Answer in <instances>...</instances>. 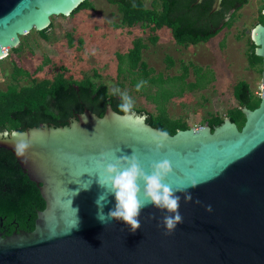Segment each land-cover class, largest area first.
<instances>
[{
    "label": "water",
    "instance_id": "1",
    "mask_svg": "<svg viewBox=\"0 0 264 264\" xmlns=\"http://www.w3.org/2000/svg\"><path fill=\"white\" fill-rule=\"evenodd\" d=\"M82 1L0 0V57L22 35L48 27L52 16L69 15ZM220 1L213 0L211 12ZM262 5L263 23L251 32L262 59V95L254 109L241 108V128L224 117L213 129L205 123L167 132L158 147L160 129L146 121L145 127H125L114 119L121 113L108 105L102 116L84 109L65 125L0 132L8 133L0 136V147L14 154L44 201L31 230L0 232V264H264V0ZM13 132L28 135L31 146L23 157L14 153ZM102 152L109 162L113 152H134L147 172L152 163L169 160L172 172L163 182L192 195L185 202L184 192L177 193L183 223L165 235L168 213L151 205L141 211L134 233L122 221L101 223L95 203L103 192L101 170L94 159ZM143 187L141 181V199ZM109 201L105 215L114 208V197Z\"/></svg>",
    "mask_w": 264,
    "mask_h": 264
},
{
    "label": "trees",
    "instance_id": "2",
    "mask_svg": "<svg viewBox=\"0 0 264 264\" xmlns=\"http://www.w3.org/2000/svg\"><path fill=\"white\" fill-rule=\"evenodd\" d=\"M107 1L117 6L123 25L128 27L140 25L149 29L150 42L154 43L157 40L158 36L155 32L158 29L167 27L177 44L187 46L206 42L223 28L230 27L237 11L248 0H221L219 9L213 12H211L213 0H201L196 3V0H151L149 7L145 5L144 0ZM91 7L92 3L84 0L70 15ZM262 7L263 5L260 7L257 24L263 23ZM52 25L51 20L48 27L31 31L47 39L49 38L47 31ZM28 33L21 36L19 44L9 51L19 53ZM248 43L249 66L253 68L259 66L258 70L261 72L262 59L255 53V44L251 38H248ZM145 47L146 43L143 39L137 37L132 40V46L127 52L117 54L119 74L137 75L146 79L151 85L148 91H143L142 94L155 105L156 112L141 108L134 110L139 114L147 115L146 123L169 134L190 127L182 119L170 117L166 112V103L173 95L180 94L185 89L191 91L206 87L213 78L211 70L190 63L195 76L193 81H186L190 65L183 64L180 75L164 76L162 73H155L153 68L142 59V49ZM7 56L9 53L5 57ZM11 61L13 80L29 75V72L20 65L18 54L12 57ZM167 61L170 65L173 63L170 56H167ZM134 83L136 85L138 82L134 81ZM232 93L237 105L229 108L225 117L241 128L245 120L241 108L254 109L258 106L260 97L250 90L246 80L235 82ZM119 103V96L110 95L106 84L96 83L90 78L81 80L67 78L65 72L60 70L56 71L51 79H32L31 82L20 86L12 83L6 87V90L0 91V132L22 131L41 124L65 125L84 109L102 116L108 105L119 113L117 107ZM223 119V116L214 113L205 120V123L213 129ZM43 207L44 201L35 183L22 171L14 154L0 147V220L3 219L4 225L8 224V234H11L15 224L21 230H31L36 211Z\"/></svg>",
    "mask_w": 264,
    "mask_h": 264
},
{
    "label": "rangeland",
    "instance_id": "3",
    "mask_svg": "<svg viewBox=\"0 0 264 264\" xmlns=\"http://www.w3.org/2000/svg\"><path fill=\"white\" fill-rule=\"evenodd\" d=\"M91 8L81 9L73 15L52 16V27L45 39L35 31H29L19 53L8 51L9 56L0 59V91L12 83L23 85L32 79H51L56 71L63 70L67 78H90L111 87L126 90L135 100L134 108L156 112L155 105L146 98L149 83L141 91L135 83L142 79L128 73L119 74L117 54H124L132 46V40L141 37L146 47L142 59L155 73L164 76L180 75L182 65L190 63L211 70L212 80L202 89L187 90L175 94L166 103V112L172 118H180L188 126L204 125L211 114L225 117L226 111L237 105L232 93L233 84L246 80L255 94L261 82L259 66L250 67L247 60L253 27L258 22L262 0H248L236 13L230 27H225L206 42L180 45L175 42L167 27L158 29L157 40L149 41V29L140 25L128 27L121 23L115 4L107 0H89ZM147 7L151 0H144ZM23 36V35H22ZM19 56L20 65L28 76L13 80L12 57ZM167 56L173 63L167 61ZM135 78V80H134ZM192 65L186 81H193ZM177 89V87H175ZM177 91V90H176Z\"/></svg>",
    "mask_w": 264,
    "mask_h": 264
},
{
    "label": "clouds",
    "instance_id": "4",
    "mask_svg": "<svg viewBox=\"0 0 264 264\" xmlns=\"http://www.w3.org/2000/svg\"><path fill=\"white\" fill-rule=\"evenodd\" d=\"M135 7V5H133ZM2 58V57H0ZM147 85V81L141 80L135 85V90L139 92ZM110 95L119 96L120 103L117 105L119 113H114V119L125 127L140 128L145 127V121L148 119L146 114H138L135 110V100L126 91L119 87H111ZM14 153L17 157H23L30 148L28 135L25 132H13ZM0 136L7 137L8 133H2ZM167 131L160 130L155 138L158 147L163 146V141L167 140ZM114 160L108 161L107 154L102 152L98 158L94 159V165L101 170L98 175L97 184L103 189L98 194L95 203L98 206L97 219L105 224L108 221H122L126 226H130L131 232H136L141 227L138 217L141 211L149 205L164 210L168 213L163 217V226L165 235L171 234L177 225L183 223V217L180 214L181 196L178 192H184L185 202L192 201V195L187 189H173L163 181L172 172V166L169 160L154 162L150 165V172L145 171L141 166L138 157L133 152L131 155L117 156L112 153ZM143 182V199L140 198V182ZM90 186V185H89ZM89 186L85 189H88ZM197 186L194 181L191 187ZM109 197H114V208L107 215L103 212L105 204L109 203ZM196 203H200L199 200ZM206 211L211 212L212 207L208 205Z\"/></svg>",
    "mask_w": 264,
    "mask_h": 264
},
{
    "label": "flooded vegetation",
    "instance_id": "5",
    "mask_svg": "<svg viewBox=\"0 0 264 264\" xmlns=\"http://www.w3.org/2000/svg\"><path fill=\"white\" fill-rule=\"evenodd\" d=\"M13 223H14V221H13ZM8 225V224H7ZM7 225H4L3 224V219H1L0 220V232L5 236V235H8V231H9V226H7ZM19 231V230H21V229H19L18 228V226L15 224V225H13V229L11 230L12 232H14V231ZM11 232V233H12Z\"/></svg>",
    "mask_w": 264,
    "mask_h": 264
},
{
    "label": "built area",
    "instance_id": "6",
    "mask_svg": "<svg viewBox=\"0 0 264 264\" xmlns=\"http://www.w3.org/2000/svg\"><path fill=\"white\" fill-rule=\"evenodd\" d=\"M255 95H257L258 97H261V95H262V92H261V82H260L259 88L255 91Z\"/></svg>",
    "mask_w": 264,
    "mask_h": 264
}]
</instances>
